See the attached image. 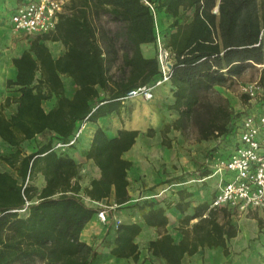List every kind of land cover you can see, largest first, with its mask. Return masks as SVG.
<instances>
[{"label":"trees","instance_id":"16d2710c","mask_svg":"<svg viewBox=\"0 0 264 264\" xmlns=\"http://www.w3.org/2000/svg\"><path fill=\"white\" fill-rule=\"evenodd\" d=\"M63 7L56 31L67 40V50L54 57L44 42L53 32L36 34L28 48L11 58L16 75L5 80L13 95L0 101V141L9 146L0 153V161L8 166L0 168V264H93L101 256L98 247L81 238L85 224L102 209L78 194L81 163L71 153L81 135L68 146L55 147L56 142L68 143L86 121L96 127L81 152L98 166L100 176L91 179L84 192L97 202L113 191L116 207L134 206L144 223L158 231L147 242L151 257L181 264L184 256L216 246L227 254V242L238 232L232 211L210 207L211 192L209 201L188 212L192 192L184 175L171 180L178 186L174 206L183 214L177 227L180 240L166 229L170 202L160 205L153 193L126 204L132 161L123 154L141 130L123 126L110 136L98 119L119 116L129 90L161 77V34L172 53L171 76L161 86L169 85L173 101L166 107L177 115L159 129L161 144L170 148L169 132H184L190 125L199 140L232 135L241 112H234L215 86L230 84L251 65H264V0H67ZM159 9L172 18L167 32L158 27ZM103 16L115 23L113 29L101 24ZM146 43L155 44V55L144 54ZM63 76L74 85L71 95L66 94ZM52 97L55 105L45 110L43 101ZM155 132L148 127L145 134ZM37 135L46 140L27 152L23 144ZM39 172L44 177L40 188L32 182ZM210 173L206 164L200 176ZM25 206V212L19 211ZM141 230L139 222L122 221L113 228L108 221L101 237L105 255L137 262L141 251L135 239Z\"/></svg>","mask_w":264,"mask_h":264},{"label":"crops","instance_id":"0c3cea01","mask_svg":"<svg viewBox=\"0 0 264 264\" xmlns=\"http://www.w3.org/2000/svg\"><path fill=\"white\" fill-rule=\"evenodd\" d=\"M23 1L25 0H0V77L2 78L4 83L7 78H14L16 75V68L12 64L11 58L13 56L19 55L24 49L28 48L29 46V43H27V45L24 48H22L19 52L15 54H11L9 49L5 45V41L1 40L2 32H4V30L8 27L10 28V21L7 16L8 15L7 13L9 12L10 14V12ZM66 1L67 0H65V2ZM214 11H217V6L214 8ZM51 34H52L51 37L44 40V42L48 46L52 55L54 57H57L63 54L67 50V40H65L59 34L58 31H55ZM64 77L66 79L68 78L67 80H69V86H68V82L66 83V81H64L66 94L71 95V93L74 90V85L70 81L71 79L69 77L63 76L62 77L63 80ZM219 86L220 85H216L215 87H219ZM166 87H168L169 90L168 94L165 88L163 87H159L158 91H156V94L159 95L160 98L163 95H166L168 98L167 104H169L173 101V96L171 90L169 89L168 84L166 85ZM135 101L136 98H132L124 101V106L122 108L120 115L124 113L123 110L126 109V105L132 104ZM55 103H56V98L52 97L50 99L43 101V107L45 108V110H49L55 105ZM134 110H132V112H134ZM139 113L141 116L144 115L145 121L146 118L149 117L148 112L145 113L146 116L142 111H139ZM176 116H177L176 113L171 111L168 113L167 117H165L163 113L161 114V118H159V116L156 115V118L154 117L155 124L149 125L150 127H154L156 129L154 136H147L145 134L146 129L149 127L147 125L145 127L136 126V125H125V124L123 125L120 122V117L122 116H118L115 113L100 117L98 119V123L103 128L106 129L107 133L110 136H113L116 133V130L123 126L127 128H138L141 130L134 145L123 154L125 158L132 161V166L127 172V176L129 179L128 192L130 194V200L126 204L133 205L138 200L143 198V196L148 197L149 195L156 193L155 192L156 190H162L165 187L166 189L162 192L160 196H156V199H158L160 202L159 204L163 206H165L166 203L170 202L169 207L165 206L166 215L168 216V223L166 225V229L174 237V239L178 241L181 239L182 233L177 229V227L179 225V219L183 216V214L174 206L175 202L178 200V195L176 193L177 187L174 188L173 187L174 185L171 184V182L159 184L162 180H166V178L176 176L177 174L172 173L169 174L167 177L165 173L155 169L154 165L148 162L145 163V161L143 160L145 154L149 153L153 149L152 146L156 143H158V145H156L157 148L158 146H160L159 148L160 152H155L154 155L156 164H158L159 159L160 162H165V159L171 158L170 153L168 151L169 148H167L166 146H163L162 148L161 146L162 144H160L161 135L159 129L163 126L164 122H171L174 118H176ZM162 118L165 121H163ZM117 120L120 123L118 125H117ZM114 124L117 125L116 128L111 129L110 126ZM95 127H96V123L90 121L85 122V127L81 134V140L84 143V147H80V145L77 144V148H74L73 152L71 153V155L78 162L81 163V167H80L81 190L79 191L78 194L79 196L83 197L82 199L86 203L90 205H96L104 209L106 216L111 214V217H109L107 220L109 221V223L112 222V225L115 220H117L118 222L134 221V222H139L142 225V230L135 239L136 242L139 244L141 251L140 258L138 259V261L135 262L132 258L120 259V258L109 257L107 264H165L162 259H158L150 256L147 249V242L148 240L157 237L158 231L156 230L155 227L147 226L144 223V221L142 220V218L140 217L134 206L133 207L127 206L124 208H118L116 206L113 208L109 207L115 204L113 191L111 192L110 197L108 199H102L101 201H97V202L91 200L85 194L84 188L89 185L91 179L100 176V169L98 168V166L94 163L92 159L86 158L81 152L82 149L87 148L89 146ZM177 132L180 131L172 129L170 131V134L171 133L176 134ZM38 136L39 135H37L31 141H27V142H32L31 147L36 145L35 141L38 140ZM37 147L38 146H36L35 149ZM188 181L191 182V180ZM187 186L188 189L192 192V195L189 197L191 204L188 212H191L193 206H195L199 202L210 200L211 191L207 189V186H196L193 185L192 183H189ZM173 190L174 192H172ZM196 220L197 218H194L190 222L193 223ZM234 224L237 226L238 232L234 237H232L227 242L228 245L227 254L224 253V248L222 246H216L210 248L207 247L204 249H199L197 252H195L192 255L184 256L181 264H264V235L260 233V235L262 236L260 238L256 237L258 236L259 233L257 231L258 226L255 220L251 219L248 221V223L234 222ZM106 228L107 226H105V222L100 221L99 218L97 217V214H94L93 217L85 224L84 228L82 229L81 238L85 240L87 243L95 246L96 240L102 237V235L106 231Z\"/></svg>","mask_w":264,"mask_h":264},{"label":"built area","instance_id":"2783aa9c","mask_svg":"<svg viewBox=\"0 0 264 264\" xmlns=\"http://www.w3.org/2000/svg\"><path fill=\"white\" fill-rule=\"evenodd\" d=\"M65 0H25L18 4L9 15L10 29L13 33L36 34L56 31L59 14ZM172 53L157 35V58L161 77L154 82L133 88L122 97L123 101L133 97L150 100L155 89L169 81L171 76ZM242 92L248 95L251 105L240 111L230 141L232 149L225 158L216 156L209 164L211 173L199 176L198 181L214 177L210 207H227L230 211L258 209L264 211V94L258 81L242 85ZM85 127L83 122L68 143L56 142L55 147L63 148L75 142ZM190 180V179H189ZM196 180V179H194ZM186 183V182H185ZM183 182L178 185H183ZM166 188L153 196L161 194ZM29 201L26 202V206ZM26 206L19 211L25 212ZM116 205L109 207L113 208ZM100 221L105 222V210L97 212ZM118 224V223H117ZM116 224V225H117Z\"/></svg>","mask_w":264,"mask_h":264},{"label":"rangeland","instance_id":"374dc122","mask_svg":"<svg viewBox=\"0 0 264 264\" xmlns=\"http://www.w3.org/2000/svg\"><path fill=\"white\" fill-rule=\"evenodd\" d=\"M162 10L163 9H159V11L156 13V18L158 20V27L159 28L162 27L167 32L170 30L169 24L172 18L170 15H165V13ZM7 14L9 18L10 15L9 12ZM101 24H103V26L107 30L113 29L115 27V23L108 16H103L101 18ZM1 38H2L1 40L5 41V45L9 49L10 53L15 54L19 52L22 48H24L27 45V43H29V40L33 38V36L25 35L24 33H13L11 29L8 27L4 30V32H2ZM142 51L147 56L155 55L156 52L155 44L154 43L142 44ZM67 79L64 77V81H66V83L68 82V86H69V80ZM254 81H258L262 85V94H264V65L261 64L251 65L247 67L243 71V73L240 76L236 77L230 84L225 86L221 85L219 87H215V89L219 95H221L222 97L228 100L229 105L231 106V109L234 112L244 111L247 110V108L251 105V102L248 100V98L246 99L244 98L243 96L244 93L242 92L241 87L245 83L254 82ZM161 87L165 88L168 94L169 92L168 87H166V85ZM158 89L159 87L156 88L154 97L150 100H145L140 97H133L136 98V101L132 104L126 105V109L123 110L124 113H122V115H119L122 116L120 117V122L123 125L125 124V125H136V126L145 127L146 125L149 126L155 124L154 117L156 118V115L159 116V118H161V114L163 113L164 116L167 117L168 113L170 112L166 108L168 98L166 95H163L160 98V96L156 94V91H158ZM6 95H13V90L7 88L2 78L0 77V101L3 100V98ZM13 107L14 104L11 107H8L6 111L9 113L10 111H12ZM132 110H134V112H132ZM139 111H142L144 114L148 112L149 117L146 118L147 122L145 121L144 115L141 116ZM118 120H117V125L120 124ZM162 120L165 121L163 118ZM117 125L114 124L111 125L110 127L111 129H115ZM168 135L169 137H171V147L168 149L171 158L165 159V162H160L159 159L158 164H156L154 155L155 152H160L159 150L160 146H158L157 148L156 145H158V143H156L152 146L153 149L149 153L145 154L143 159L145 163L147 162L151 163L152 165H154L155 169H157L158 171H162L163 173H165L167 177L169 174L176 173L177 174L176 176L166 178L168 182H171L172 179L178 177L179 175H184L185 178L191 180V182L188 181L186 185L192 183L193 185L196 186H207V189H209L212 192V189L214 188V185L216 183L215 178L214 177L207 178L205 181L200 182L198 181V177L201 175L203 171V166L206 164H210L213 161L212 159L213 156L216 157L218 155L223 154V158H225L226 156L225 153L229 152L233 146L232 142L229 139L230 136L228 135L225 139L214 138L210 140H199L197 138L196 128L191 125L188 126L184 132H177L176 134L173 133L170 134L169 132ZM45 140H46L45 135H39L38 140L35 141L36 145L31 147L32 142H25L23 144L24 149L29 152L33 151L36 146H39V144ZM78 144L80 145V147H84V143L82 142V140ZM161 146L163 148L164 145ZM7 149H9V146H6L0 141V153H4ZM0 168L8 169V166L6 165L5 162L0 161ZM32 182L38 188H40L44 184L43 175L40 172L37 173L34 179L32 180ZM173 187L175 188L178 186L174 185ZM160 191L161 190H156L155 192L157 193ZM172 192H174V190ZM161 194L157 196H160ZM154 197L156 198V196ZM81 198L83 197L81 196ZM230 214L233 223L234 222L248 223L249 220L254 219L258 226L257 231L259 233L258 236L256 237L260 238L262 235H264V211L258 209H247V210L235 209ZM107 223L108 220L105 221V226H107ZM117 223L119 222L115 220L112 225L113 228L116 226ZM260 233H262V235H260ZM111 236L112 233H110L109 237ZM101 241H102L101 238H99L95 242L96 243L95 246L99 248L101 256L95 259L93 261V264L108 263L109 257L105 255L106 248L103 247Z\"/></svg>","mask_w":264,"mask_h":264}]
</instances>
